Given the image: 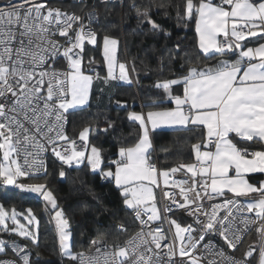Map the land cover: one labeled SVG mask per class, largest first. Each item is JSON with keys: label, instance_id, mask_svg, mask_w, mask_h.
<instances>
[{"label": "snow or ice", "instance_id": "snow-or-ice-1", "mask_svg": "<svg viewBox=\"0 0 264 264\" xmlns=\"http://www.w3.org/2000/svg\"><path fill=\"white\" fill-rule=\"evenodd\" d=\"M134 7L154 32L161 30L147 9L141 12ZM183 17L195 21L202 53L220 57L231 54L236 58L192 66L180 77L158 82L155 87L163 90L175 108L146 114L129 112L128 119L139 123L141 135L131 146H120L113 159L105 157L102 149L91 142L90 128L79 133V146L63 131L65 114L87 103L93 79L100 78L98 73L94 77L84 69L86 59L88 64L94 63L85 56V45L98 43L97 33L90 26L97 19L95 12L88 14L85 24L81 16L39 0H14L0 5V199L13 197L15 193L9 186L42 197L56 222L60 253L69 260L94 264L99 257L73 254L69 220L48 184L26 182L47 179L46 165L38 152L30 150L37 147L38 141H46L67 168L86 164L102 180L114 183L123 203L140 222V230L123 246L114 245L113 251L104 253V264H251L254 252L257 264H264V181L252 184L247 178L264 174V0H184ZM57 37L64 38L63 42ZM250 38H258L255 46L244 43ZM117 45L116 39L103 37L107 67L104 81L132 83L126 64L117 59ZM60 57L67 61L63 72L55 69ZM176 85H182V95H172ZM147 107L158 109L160 105ZM190 125L204 130L203 142L192 145L195 162L158 169L150 158V132L163 126L194 130ZM60 141L65 142L63 146ZM38 147L42 151L45 144ZM177 172L189 174L188 179H170ZM59 176L62 180L67 177L64 168ZM156 188L169 201L163 213L156 202ZM176 188L178 194L173 191ZM228 193L247 199L205 204L206 200ZM173 208L192 217V223L172 218L169 213ZM235 213L252 215L239 216L241 228ZM20 217L27 223H20ZM165 221L168 231L163 227ZM253 225L260 243L249 246L244 260H236L223 249L213 251L211 242L203 243L214 234L224 240L228 249L237 250L242 233L246 234ZM38 227L39 221L30 208L20 212L0 203V231L15 233L36 244L33 228ZM120 230L126 229L121 225ZM93 245L96 253L107 247L103 241H93ZM199 248L204 252L193 255ZM9 251L17 259L0 260V264H30L31 253L26 246L0 239V254L7 255Z\"/></svg>", "mask_w": 264, "mask_h": 264}, {"label": "trees", "instance_id": "trees-1", "mask_svg": "<svg viewBox=\"0 0 264 264\" xmlns=\"http://www.w3.org/2000/svg\"><path fill=\"white\" fill-rule=\"evenodd\" d=\"M53 8L72 11L83 17L87 10H98L100 21L95 25L98 43L86 44L85 56L94 59L93 64L84 61V69L95 79L91 101L88 106L68 112L69 124L66 135L77 140L79 133L88 127L90 140L102 149L105 157L117 158L120 146H131L141 135L138 122L128 119L131 111H146L147 105L158 104L170 108L174 103L167 99L162 89L155 85L164 80L175 79L186 74L192 66L204 67L215 64L222 58H233L231 54L220 57L205 55L198 46L194 20L183 17L184 0H47ZM9 2H0L8 4ZM12 3V2H11ZM148 10L149 17L161 30L154 32L144 16L137 14ZM116 39L119 43L118 61L125 62L132 83L121 80L105 82L107 67L103 58V37ZM250 38L245 44L254 46ZM118 75V72H117ZM182 85L173 86L172 95H182ZM158 108V109H160ZM109 121L112 127L109 128ZM194 130H160L153 133L154 149L151 160L160 170H167L180 163L195 161L192 145L202 143V126H190ZM108 129L107 133L104 131ZM47 183L53 191L58 205L69 220L72 233V251L92 252L93 241H103L112 246L133 236L138 226L132 210L123 203L120 190L112 182L102 180L85 165L67 168L55 157L47 161ZM64 168L67 177L61 179L59 172ZM263 174L249 176L258 183ZM11 199H0L8 208L23 212L30 207L39 221L37 243L30 239L0 231V239L16 240L31 253V264H77L60 253L58 231L44 201L38 197L13 190ZM123 226L124 231L120 230ZM260 239L254 230L236 253L245 256L250 245L258 246ZM254 252L253 258L256 259Z\"/></svg>", "mask_w": 264, "mask_h": 264}, {"label": "built area", "instance_id": "built-area-1", "mask_svg": "<svg viewBox=\"0 0 264 264\" xmlns=\"http://www.w3.org/2000/svg\"><path fill=\"white\" fill-rule=\"evenodd\" d=\"M46 1H47V0H46ZM0 2H9V3H11V2H14V0H0ZM64 12H67V13H74V12H72V11H64ZM90 12H95L96 17H97V19H96L94 22H92L91 25H90L91 28L93 29V31H95V25L100 21V14H99L98 10H96V9H94V8H92V9H90V10H87V11L84 13L83 17H82V18H84L83 22H84L85 24L88 23V19H87V17H88V14H89ZM75 14H76V13H75ZM57 39L60 40L61 42H63V40H64V38H62V37H57ZM55 69H56L58 72H63V71H65V70L67 69V61L64 60L62 57L58 58V60H57V62H56V64H55ZM96 74H97V73H95L94 75H96ZM117 80H118V79H117ZM65 116H66V120H65L64 125H63V131H64L65 134H66L67 127H68V124H69V116H68V113H66ZM71 140H75V139H71ZM75 141H76V143H77V146H79L80 143H81V142L79 141V139H77V140H75ZM40 143H44V144H45V149L42 150V151H41V150L39 149V147H38V145H39ZM64 143H65L64 141H60V142H59V144H60L61 146H63ZM30 150H31L33 153H37V152H38V154H39V159H40V160H41L46 166H47L48 158L51 157V156H55V155L53 154L52 150H51V146H50V145H47V144H46V141H38L37 147H34V148L30 149ZM20 159H21V162H22V161H23V152L21 153V157H20ZM29 159H31V157H30ZM193 162H195V161H193ZM157 167H158V166H157ZM158 169H159V167H158ZM41 171H42V170H41ZM188 177H189V174H187V173H185V172H177L174 176H172V179H177V180H178V179H188ZM173 191H175L177 194L179 193V189H178V188L173 189ZM177 198L179 199V196H178V195H177ZM226 199H239L241 202H243V200H242L241 198H234V197H232V194H226V195L223 196V197H216V198L213 199V200H206V201H205V204H206V205L223 204L224 201H225ZM168 203H169V201L166 200V199H164L163 196H161V208H162V209H161V212H162V213H163V207H164V205H166V204H168ZM209 210H210V209H209ZM234 212H235V210H234ZM176 213H179V214L181 215V217L183 218V219H182L183 221H185V222H189V223H192V217L187 216V215L183 212V210H178V209H176V208H173L172 213H169V215L171 216V215L176 214ZM224 214H225V211L222 210V211L220 212V215L223 216ZM235 215L237 216L236 224L239 225L241 228H243V226L239 224V216H240V215H252V214H250V213H235ZM132 216H133V219L135 220V222L137 223V226H138V230H137V232H138V231L140 230V222L136 219L135 214H134L133 212H132ZM202 218H203V217H202ZM163 227H164L165 231H168V229H169V225H168L167 221H165V222L163 223ZM255 227H256V226L253 225V226L250 227V230H248V231L246 232V234L242 233L243 239H242L241 244L238 245V248H240V247L242 246V244L244 243V241H245V239L247 238V236H248L251 232H253V231L255 230ZM147 230H148L147 228L144 229V231H147ZM134 235H135V234H134ZM131 237H132V236H131ZM131 237H130V238H131ZM130 238H128V239H130ZM128 239H127V240H128ZM127 240H125V241L122 242V243H118L117 245L123 246ZM9 242H14V243H15L16 245H18V246H24L22 243H20L19 241H16V240H9ZM209 242H211L212 245L214 246L213 251L218 250V249H223L224 252H225L227 255L232 256V257H235L236 260H244V259H245V256H242V255L237 254V253H236V250L228 249L227 246H226V244L224 243V240H223L221 237H219L218 235H214V234H213V235H209V236H207V237L205 238V241H204L203 243L207 244V243H209ZM105 244H106V243H105ZM106 245H107V247H102V251H101V253H96L95 250L92 251V252H83V253H85L86 256H98V257H99V260H98V261H95L94 264H104V261H103V255H104V253H107V252H111V251H113V246H112V245H110V244H106ZM238 248H237V249H238ZM26 251H27V250H26ZM164 251L166 252V249H165ZM27 252H29V251H27ZM203 252H204V249H203V248H199V249L197 250V253H193V255H196V254H198V253H203ZM161 255H163V253H161ZM208 258H212V257L209 255ZM215 258L217 259L218 262L220 261V258H219V257H215ZM257 258H258V256L256 257L255 260H251V259H250V260H251V264H257ZM13 259H17V257H16V255L13 254L11 251H9V253H8L7 255L0 254V260H13ZM184 259L187 261V257H185ZM30 260H31V257H30ZM30 264H31V261H30ZM77 264H78V261H77Z\"/></svg>", "mask_w": 264, "mask_h": 264}, {"label": "rangeland", "instance_id": "rangeland-1", "mask_svg": "<svg viewBox=\"0 0 264 264\" xmlns=\"http://www.w3.org/2000/svg\"><path fill=\"white\" fill-rule=\"evenodd\" d=\"M39 2H44V3H46V5L48 4V2L46 1V0H39ZM103 50V49H102ZM118 50H119V43H118V45H117V59H118ZM122 63H125V62H123V61H121ZM126 64V63H125ZM126 67H127V70H128V75H129V77H130V71H129V68H128V66L126 65ZM86 72V74H91V73H89V72H87V71H85ZM117 72H118V70H117ZM94 83H95V79H93V83H92V85H91V87H90V92H89V98H88V101H87V103L85 104V105H83V106H79V107H77L76 109H79V108H84V107H86V106H88L89 105V103H90V101H91V95H92V92H93V85H94ZM76 109H69V111H73V110H76ZM68 111V112H69ZM170 179H172V176H170ZM26 182H31V183H47V181L46 180H33V181H26ZM48 184V183H47ZM9 188L11 189V186H9ZM50 188V187H49ZM51 189V188H50ZM13 190H15V189H13ZM52 191V190H51ZM53 192V191H52ZM27 194V193H26ZM54 194V193H53ZM29 195H32V196H34V197H38V198H40V199H42L43 200V198L42 197H40V196H37V195H35V194H29ZM55 196V195H54ZM44 201V200H43ZM45 202V201H44ZM0 203H2V204H4V202L3 201H1L0 200ZM5 205V204H4ZM44 205H45V208H47L48 210L47 211H49L50 212V215H51V217H52V220H53V222H54V225L56 226V222H55V220L53 219V215L51 214V210H50V206H48L47 204H46V202L44 203ZM8 208V207H7ZM30 207H28V209H29ZM10 209V208H9ZM31 209V208H30ZM32 210V209H31ZM32 212H33V210H32ZM34 213V212H33ZM35 215V214H34ZM172 216V218H174V219H176V220H178V221H180V222H182L183 224H190L189 222H185V221H183L182 219V217H181V215L179 214V213H176V214H173V215H171ZM20 223H22V224H26L27 222H26V220H24V218L23 217H20ZM9 226H11V222L9 221ZM70 226V225H69ZM37 230L38 229H36V228H33V231H35V232H37ZM69 231H70V229H69ZM71 232V231H70ZM58 237H59V235H58ZM260 243V242H259ZM69 244L71 245V250H72V233H71V239L69 240ZM73 252V251H72ZM73 254H74V252H73ZM256 257H257V254H256Z\"/></svg>", "mask_w": 264, "mask_h": 264}, {"label": "crops", "instance_id": "crops-1", "mask_svg": "<svg viewBox=\"0 0 264 264\" xmlns=\"http://www.w3.org/2000/svg\"><path fill=\"white\" fill-rule=\"evenodd\" d=\"M198 36V35H197ZM219 39H222V37L221 38H219ZM246 42V41H245ZM244 42V43H245ZM255 46V45H254ZM236 57H233V58H222V59H235ZM219 61V60H218ZM217 61V62H218ZM216 62V63H217ZM215 63V64H216ZM215 64H213V65H215ZM173 108H175V104H174V106L173 107H170V108H160V109H149V110H146V111H140V112H143L144 114H146L148 111H152V110H165V109H173ZM140 112H138V113H140ZM191 126V125H190ZM189 126V127H190ZM179 129H182V128H178V127H168V126H163V127H160V128H157V129H155L154 131H151L150 132V140H151V143H152V148L149 150L150 152L154 149V142H153V133L154 132H156V131H160V130H179ZM190 163H193V162H190ZM256 174H260V173H256ZM252 175H255V174H252ZM251 176V175H250ZM263 176H264V174H263ZM248 179H249V176L247 177ZM260 181H264V177H263V179L262 180H260ZM259 181V182H260ZM249 182L250 183H252V184H258V183H255V182H252V181H250V179H249ZM161 186H163V181H162V179H161ZM155 193H156V202H157V205H158V207L160 208V210L162 209L161 208V196H162V193H161V190L159 189V188H156L155 189ZM228 194H230V193H228ZM242 200H243V202L247 199V198H241Z\"/></svg>", "mask_w": 264, "mask_h": 264}]
</instances>
